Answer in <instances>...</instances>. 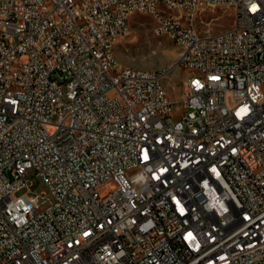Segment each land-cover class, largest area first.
<instances>
[{"label": "built area", "instance_id": "1", "mask_svg": "<svg viewBox=\"0 0 264 264\" xmlns=\"http://www.w3.org/2000/svg\"><path fill=\"white\" fill-rule=\"evenodd\" d=\"M136 16L170 70L117 68ZM0 264H264V0H0Z\"/></svg>", "mask_w": 264, "mask_h": 264}, {"label": "rangeland", "instance_id": "2", "mask_svg": "<svg viewBox=\"0 0 264 264\" xmlns=\"http://www.w3.org/2000/svg\"><path fill=\"white\" fill-rule=\"evenodd\" d=\"M209 13L214 14L197 18L201 34H210V31L212 34H218L230 29L234 24L232 11L209 9ZM154 26L155 21L148 16H136L131 20V35L121 38L115 48V54L123 67L147 71L170 70V66L177 58L178 50L168 38L156 36L153 32ZM187 75L188 73L182 70L171 78V82L177 86V91L180 92L182 81ZM27 180L35 193L45 197L41 200V208L47 209L53 201L49 189L41 179L34 176L33 172L29 174ZM114 188L111 186V189Z\"/></svg>", "mask_w": 264, "mask_h": 264}, {"label": "bare ground", "instance_id": "3", "mask_svg": "<svg viewBox=\"0 0 264 264\" xmlns=\"http://www.w3.org/2000/svg\"><path fill=\"white\" fill-rule=\"evenodd\" d=\"M209 9H211V10H217V5H210V6H209ZM113 60H114V63L116 64L117 68H120V69H129V68H127V67H123V66L120 64V62H119V60H118V58H117L115 52H113ZM130 69H132L133 72H144V74H153V73H155V72H161V71H162V70L147 71V70H139V69H134V68H130ZM163 70H164V69H163Z\"/></svg>", "mask_w": 264, "mask_h": 264}]
</instances>
